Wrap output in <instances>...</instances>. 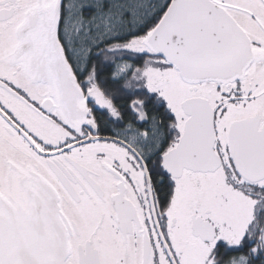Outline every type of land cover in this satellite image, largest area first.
<instances>
[{
    "label": "snow or ice",
    "instance_id": "1",
    "mask_svg": "<svg viewBox=\"0 0 264 264\" xmlns=\"http://www.w3.org/2000/svg\"><path fill=\"white\" fill-rule=\"evenodd\" d=\"M0 264H264V0H0Z\"/></svg>",
    "mask_w": 264,
    "mask_h": 264
}]
</instances>
